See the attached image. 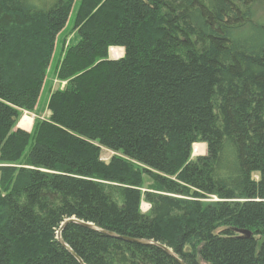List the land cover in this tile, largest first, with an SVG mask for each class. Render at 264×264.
Here are the masks:
<instances>
[{
  "label": "trees",
  "instance_id": "trees-1",
  "mask_svg": "<svg viewBox=\"0 0 264 264\" xmlns=\"http://www.w3.org/2000/svg\"><path fill=\"white\" fill-rule=\"evenodd\" d=\"M258 1L0 0V164H17L0 167V264H80L56 236L71 219L95 229L61 233L83 264H179L101 231L183 264H264ZM75 3L65 86L25 132Z\"/></svg>",
  "mask_w": 264,
  "mask_h": 264
},
{
  "label": "rangeland",
  "instance_id": "rangeland-1",
  "mask_svg": "<svg viewBox=\"0 0 264 264\" xmlns=\"http://www.w3.org/2000/svg\"><path fill=\"white\" fill-rule=\"evenodd\" d=\"M77 7H78V4L75 3L72 7L71 15H70L67 25L65 29L62 31V33L59 35V38L57 39L55 52L53 54L49 69L46 73V78H45V81L42 87V92L37 102V105L32 112H24L22 114L17 124V127H19V123L24 116H27L32 119V125L34 124V120L47 119L49 115L47 106H48L50 95L54 91L58 89H62L65 86V83H62L57 79L55 68L58 66V63L60 62V59L63 56L66 48L69 47L70 45H73L77 41V35H76L74 26H73L74 24L73 21H74V17L77 11ZM253 20L256 23L264 22V5L262 4L261 0H259L253 8ZM115 49H118V48H113L109 50V53H108L109 58L114 59V60L122 58L123 51L121 55L113 57L111 50H115ZM31 129H32V126L29 131L23 130V129L22 130L25 132H30ZM205 154H206L205 144H195L192 147V159L199 157V156H203ZM118 157H120V155L117 153L108 151L106 149L101 150V159L105 163H108L111 160V158H118ZM8 166L13 167V166H17V164L16 165L15 164L14 165L0 164V167H8ZM134 166L141 169V167L138 165L134 164ZM143 183H144V189H143L144 191L146 190V188H148V186L152 184V180L148 176H144ZM148 208H150L149 204L143 201L140 206V211L142 213H146Z\"/></svg>",
  "mask_w": 264,
  "mask_h": 264
},
{
  "label": "water",
  "instance_id": "water-1",
  "mask_svg": "<svg viewBox=\"0 0 264 264\" xmlns=\"http://www.w3.org/2000/svg\"><path fill=\"white\" fill-rule=\"evenodd\" d=\"M109 59H111V58H109ZM112 60H114V59H112ZM17 128H19V127H17ZM20 129V128H19ZM70 222H77L76 220H74V219H71V220H67V221H65L62 225H61V227L59 228V230H58V232H57V234H56V236H57V240L59 241V243L69 252V253H71V255L76 259V260H78L79 261V263L80 264H83L82 262H81V260L62 242V240H61V233H62V231H63V229H64V227L68 224V223H70ZM79 225H81V226H83V227H86V228H89V229H93V230H95L94 229V227H93V225H91V224H85V223H83V222H77ZM101 233H103V234H105V235H107V236H110V237H113V238H117V239H120V240H123V241H127V242H130V243H136V244H140V245H155L156 247H158V248H160V249H162L165 253H167L169 256H171V257H173L174 259H176L177 261H178V263L179 264H183L179 259H177V257L169 250V249H167L165 246H162V245H160V244H155V243H153V242H148V241H144V240H132V239H128V238H122V237H116L115 235H113V234H111V233H108V232H105V231H101ZM242 235H244L245 237H247V238H249L250 237V233L249 232H240Z\"/></svg>",
  "mask_w": 264,
  "mask_h": 264
},
{
  "label": "bare ground",
  "instance_id": "bare-ground-1",
  "mask_svg": "<svg viewBox=\"0 0 264 264\" xmlns=\"http://www.w3.org/2000/svg\"><path fill=\"white\" fill-rule=\"evenodd\" d=\"M113 49V48H112ZM113 57L114 56H119L122 54V49H115V50H111Z\"/></svg>",
  "mask_w": 264,
  "mask_h": 264
},
{
  "label": "built area",
  "instance_id": "built-area-1",
  "mask_svg": "<svg viewBox=\"0 0 264 264\" xmlns=\"http://www.w3.org/2000/svg\"><path fill=\"white\" fill-rule=\"evenodd\" d=\"M150 208L147 209L146 213L149 211Z\"/></svg>",
  "mask_w": 264,
  "mask_h": 264
}]
</instances>
